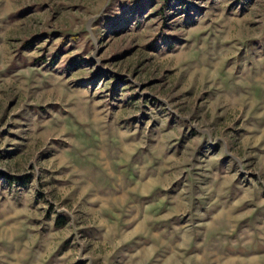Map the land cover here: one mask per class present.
<instances>
[{"label": "rangeland", "instance_id": "rangeland-1", "mask_svg": "<svg viewBox=\"0 0 264 264\" xmlns=\"http://www.w3.org/2000/svg\"><path fill=\"white\" fill-rule=\"evenodd\" d=\"M0 264H264V0H0Z\"/></svg>", "mask_w": 264, "mask_h": 264}, {"label": "trees", "instance_id": "trees-1", "mask_svg": "<svg viewBox=\"0 0 264 264\" xmlns=\"http://www.w3.org/2000/svg\"><path fill=\"white\" fill-rule=\"evenodd\" d=\"M73 62V59L71 60V63Z\"/></svg>", "mask_w": 264, "mask_h": 264}]
</instances>
